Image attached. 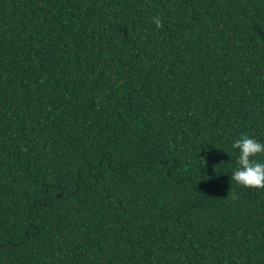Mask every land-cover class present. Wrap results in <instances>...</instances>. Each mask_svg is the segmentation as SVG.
Wrapping results in <instances>:
<instances>
[{
    "label": "trees",
    "instance_id": "1",
    "mask_svg": "<svg viewBox=\"0 0 264 264\" xmlns=\"http://www.w3.org/2000/svg\"><path fill=\"white\" fill-rule=\"evenodd\" d=\"M241 134L264 0H0V264H264Z\"/></svg>",
    "mask_w": 264,
    "mask_h": 264
},
{
    "label": "clouds",
    "instance_id": "2",
    "mask_svg": "<svg viewBox=\"0 0 264 264\" xmlns=\"http://www.w3.org/2000/svg\"><path fill=\"white\" fill-rule=\"evenodd\" d=\"M152 22L157 27H162L163 21L160 16H153ZM233 148L239 150L237 167L231 173V179L246 188H264V163L254 161L251 157L264 153V143L247 134L241 136L233 142ZM229 195V193H228ZM232 199H237L236 193H231Z\"/></svg>",
    "mask_w": 264,
    "mask_h": 264
}]
</instances>
